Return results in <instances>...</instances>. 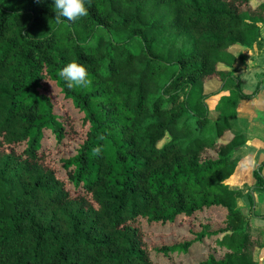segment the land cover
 Segmentation results:
<instances>
[{
	"label": "trees",
	"instance_id": "trees-1",
	"mask_svg": "<svg viewBox=\"0 0 264 264\" xmlns=\"http://www.w3.org/2000/svg\"><path fill=\"white\" fill-rule=\"evenodd\" d=\"M86 7L57 25L53 0H0V264H256L262 235L226 181L264 0ZM72 61L88 87L59 78Z\"/></svg>",
	"mask_w": 264,
	"mask_h": 264
},
{
	"label": "rangeland",
	"instance_id": "rangeland-1",
	"mask_svg": "<svg viewBox=\"0 0 264 264\" xmlns=\"http://www.w3.org/2000/svg\"><path fill=\"white\" fill-rule=\"evenodd\" d=\"M261 36L264 38V24L261 25ZM238 51V50H236ZM245 63L237 62L235 73L240 77V87L246 94L252 93L258 83L260 85L256 99L242 101L238 112V125L245 137L246 142L238 155L239 163L234 174L227 180V184L232 189H242L244 196L238 201V206L242 212L250 216L251 231L261 233L264 242V191L256 188V180L253 171L262 164V174L264 176V39L261 45L253 50L243 51ZM252 58V59H251ZM208 91L218 89L219 81H213L208 85ZM227 90L212 96L207 100L211 117L217 114L216 105L219 99L228 95ZM230 135L225 137L229 138ZM255 161V166L249 162ZM250 193L253 204L250 205V198L246 195ZM254 215L255 217H251ZM254 260L256 264H264V248L255 249Z\"/></svg>",
	"mask_w": 264,
	"mask_h": 264
},
{
	"label": "clouds",
	"instance_id": "clouds-1",
	"mask_svg": "<svg viewBox=\"0 0 264 264\" xmlns=\"http://www.w3.org/2000/svg\"><path fill=\"white\" fill-rule=\"evenodd\" d=\"M90 5L91 0H87ZM54 11L56 13L55 23L57 25L66 22H75L88 15V7H86V0H53ZM59 78L66 84L69 89L75 87H88L91 84L89 73L83 64L72 61L60 69ZM95 153L99 149L93 150ZM255 166V161L249 162Z\"/></svg>",
	"mask_w": 264,
	"mask_h": 264
},
{
	"label": "crops",
	"instance_id": "crops-1",
	"mask_svg": "<svg viewBox=\"0 0 264 264\" xmlns=\"http://www.w3.org/2000/svg\"><path fill=\"white\" fill-rule=\"evenodd\" d=\"M263 71H264V70H263ZM256 98H257V97H256ZM256 98H254V99H256ZM239 106H241V104H240ZM237 112H239V107H238ZM230 178H231V177H230ZM230 178H229V179H230ZM226 184H227V181H226Z\"/></svg>",
	"mask_w": 264,
	"mask_h": 264
},
{
	"label": "water",
	"instance_id": "water-1",
	"mask_svg": "<svg viewBox=\"0 0 264 264\" xmlns=\"http://www.w3.org/2000/svg\"><path fill=\"white\" fill-rule=\"evenodd\" d=\"M238 149V148H237Z\"/></svg>",
	"mask_w": 264,
	"mask_h": 264
}]
</instances>
